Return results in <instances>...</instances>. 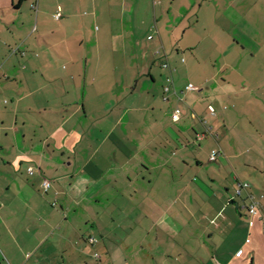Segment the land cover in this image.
Listing matches in <instances>:
<instances>
[{
  "label": "crops",
  "instance_id": "0c3cea01",
  "mask_svg": "<svg viewBox=\"0 0 264 264\" xmlns=\"http://www.w3.org/2000/svg\"><path fill=\"white\" fill-rule=\"evenodd\" d=\"M143 2L0 0V264H264V0Z\"/></svg>",
  "mask_w": 264,
  "mask_h": 264
},
{
  "label": "built area",
  "instance_id": "2783aa9c",
  "mask_svg": "<svg viewBox=\"0 0 264 264\" xmlns=\"http://www.w3.org/2000/svg\"><path fill=\"white\" fill-rule=\"evenodd\" d=\"M155 1L159 2L160 0H155ZM60 17H61L60 13H57L55 15V19L56 20H59ZM165 90H166V92H168V88H166ZM187 90H196V88L193 85L190 84L187 87ZM211 112H213V109L211 110ZM181 113H182L181 109H176V111L172 115V118H173L174 122H178L179 121ZM218 155H219L218 153L212 154L210 156V160L211 161H216ZM32 170H33V168L29 169V172H32ZM249 187H250V185L248 183H240V184H238V187H237V190H236V196H241L242 191L249 189ZM42 188H43V191L45 193L48 192L50 190V188H51V183L49 181L45 180L43 182V184H42ZM250 197H251V200H252V204L249 206L248 209H249L250 214L254 216V215H256L258 213V203L256 201H253V197L252 196H250ZM89 241H90L91 244H95L96 243V240L93 239V238H91ZM242 254H243V251L241 250V251L238 252L237 256L240 257V256H242ZM95 258H99V255L96 254Z\"/></svg>",
  "mask_w": 264,
  "mask_h": 264
},
{
  "label": "rangeland",
  "instance_id": "374dc122",
  "mask_svg": "<svg viewBox=\"0 0 264 264\" xmlns=\"http://www.w3.org/2000/svg\"><path fill=\"white\" fill-rule=\"evenodd\" d=\"M149 0H144V2L141 4L142 5V7H143V9L145 8L146 9V14H145V16L148 18V17H150L151 16V14H153V12H154V6L152 5V6H149V2H148ZM150 10H152V13L150 14ZM195 178H197L196 176H194Z\"/></svg>",
  "mask_w": 264,
  "mask_h": 264
}]
</instances>
